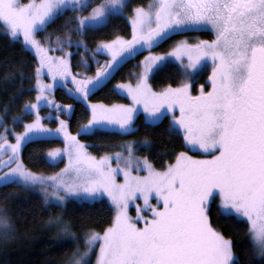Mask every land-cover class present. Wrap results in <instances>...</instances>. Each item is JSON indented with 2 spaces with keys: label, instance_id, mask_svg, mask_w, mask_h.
Here are the masks:
<instances>
[{
  "label": "snow or ice",
  "instance_id": "1",
  "mask_svg": "<svg viewBox=\"0 0 264 264\" xmlns=\"http://www.w3.org/2000/svg\"><path fill=\"white\" fill-rule=\"evenodd\" d=\"M127 8V0H102L95 6L90 0H0V32L14 43L22 38L21 47L34 50L39 60L36 102L21 109L25 114L35 113V118L24 125L23 133L15 135V143H9L7 126L0 133V157L7 156V160L0 159V168H8L0 175V185L25 189L39 185L45 202L54 207L63 206L69 198L81 207L111 205L114 215L102 232L90 228L81 237L71 231V225L60 224V231L73 241L83 240V250L77 244L65 264H242L231 239L213 227V211L217 217L247 220L251 254L258 257L256 264H264V0H151L146 8L132 9L131 39L115 35L93 49L95 76L72 75L67 60L71 53L48 55L63 51L65 41L71 47L73 35L106 28ZM65 13L74 14L62 25L65 39L57 37L58 49L45 46L38 34ZM205 27L211 28L214 39L195 44L179 41L166 55L151 54L172 35ZM81 47L88 51L83 40L77 43ZM144 50L149 55L140 61L135 86L116 85L127 92L132 105H88L91 116L78 134L138 131L133 124L142 108L148 125H158L170 116L169 135L182 133L186 148L210 158L195 159L181 151L163 171H156L147 159L136 160L133 167L135 145L129 143L126 157L122 152L115 154L117 167L113 168L111 156L97 159L89 155L77 136L69 133L68 121L60 119V114L70 115L71 105L63 109L56 105L55 132L42 123L38 109L44 102L52 107L54 101L48 96L56 86L41 81L44 68L53 81L60 77L65 85L71 76L73 99L87 101L121 65ZM101 53L108 57L104 64L95 61ZM173 58L179 62L177 71L183 79L177 87L154 91L148 83L150 74L162 70ZM209 61L211 87L205 91L201 85L199 94L193 96L189 81ZM82 64L90 67L85 60ZM19 119L13 117V122ZM3 123L0 119V125ZM57 133L63 135L64 148L48 151L44 162L66 157L65 167L47 177L26 169L20 161L22 147L47 141ZM133 171L147 175L134 176ZM121 175L123 182H118ZM217 198L219 206L213 209ZM137 199L143 200V206L137 205L132 217L129 206ZM56 219L59 223L60 218ZM12 229L8 216L0 214V239H10Z\"/></svg>",
  "mask_w": 264,
  "mask_h": 264
},
{
  "label": "trees",
  "instance_id": "2",
  "mask_svg": "<svg viewBox=\"0 0 264 264\" xmlns=\"http://www.w3.org/2000/svg\"><path fill=\"white\" fill-rule=\"evenodd\" d=\"M25 1L27 0H22V2ZM100 2L102 0H90L92 6ZM150 2L151 0H127L128 8L125 9L123 16L112 19L106 28L99 31L86 32L83 36L73 35L72 46L68 47L65 41L63 50L72 51L74 45L80 40H83L89 51H93L99 42L111 40L115 35L129 39L131 28L128 21L132 9L146 7ZM68 15L74 14L65 13V16L49 24L46 31L38 34L40 40L52 47L58 45L57 37L64 40L65 31L62 25ZM191 34L202 40L213 39V35L208 32L201 31ZM186 35L189 34L173 35L152 51L156 54L168 52L177 41ZM48 36L51 39L45 40L44 38ZM21 45V41L14 43L10 37L0 32V119L4 122L0 125V130L5 131V126H7L9 134L21 133L24 125L32 121V115L22 113L21 109L25 104L34 103L36 99V58ZM77 50L80 49L77 48ZM141 56L142 54L121 65L104 87L90 95L89 101L104 105L126 104V99L119 96L114 87L135 81ZM76 64L77 56L74 54L72 57L74 71L78 69ZM177 69L178 67L174 64L166 65L151 76L150 86L154 91H161L168 86L177 87L182 80ZM206 76L207 72H202L194 82V85L198 83L205 85V91L208 89ZM65 93L61 88L55 91V99L59 106L72 103V99ZM192 93H196L194 88ZM84 104L78 102L69 119V128L74 134L78 127L89 118L88 111L82 106ZM13 117H20V119L14 123ZM76 117H79L80 121L76 120ZM169 121L170 118L167 117L158 125H148L140 116L134 122V128L138 131L128 134L98 132L94 135H80L79 139L87 146L89 153L95 157L126 150V145L132 143L135 145L136 156L147 159L156 171H163L168 164L175 162V156L179 152H186L182 134L177 131L169 135L167 131ZM60 144L58 140L28 143L22 148L20 161L26 169L39 175L54 174L59 170L60 165L46 164L44 158L47 151ZM122 146L125 147L122 148ZM216 207L215 202L213 209ZM110 209L108 204L103 208L100 205L81 207L71 202L63 210L61 207L47 206L41 196L31 189L15 184L1 185L0 214L8 216L13 225V235L7 241L0 239V264H65L77 244L83 250V240L73 241L60 231V224L71 225V231L81 237L90 228L102 232L114 215ZM57 217L60 218L59 223ZM210 220L214 228L220 230L226 238L231 239L233 252L242 264H256L258 257H253L251 254L253 245L246 223L217 217L215 211L210 215ZM92 260L94 261L93 257Z\"/></svg>",
  "mask_w": 264,
  "mask_h": 264
},
{
  "label": "rangeland",
  "instance_id": "3",
  "mask_svg": "<svg viewBox=\"0 0 264 264\" xmlns=\"http://www.w3.org/2000/svg\"><path fill=\"white\" fill-rule=\"evenodd\" d=\"M26 2H27V1H25V3H26ZM100 3H101V2H100ZM146 7H147V6H146ZM146 7H145V8H146ZM89 11H90V9H89ZM87 14H88V13L86 12L85 15H87ZM128 22H129V25H130V28H131L130 18H129V21H128ZM131 31H132V28H131ZM200 31L211 33V34L213 35V39L215 38V36H214V34H213L211 28H210V27H205V28H203V29H201V30H197V31L184 32V34H189V35H186V36L182 37L179 41H186V42L189 43V44H195V43L199 42V41L202 40V39L193 36L191 33H197V32H200ZM181 34H183V33H181ZM174 35H178V34H174ZM130 36H131V34H130ZM172 36H173V35H172ZM37 38L40 39L38 36H37ZM129 39H131V37H130ZM20 41H21V43H23L22 38H21ZM179 41H177V42L175 43V45H176ZM41 42H42L45 46H49V47H51V48H56V49H58V47H59L58 45L52 47V46L49 45L47 42L45 43V41H43V40H41ZM74 44H75V43L73 42V45H74ZM75 45H77V44H75ZM75 45H74V49H73L72 51L69 50V49H64L63 51H61V50H56V51H50V52L48 53V55H50V56H56V57H60V56H63L65 52L71 53V55L67 57V60H68L69 71H70V73H71L72 75L78 76V78H79V76H95V72H96L97 64L93 61V51H89V50H88V51L85 53L83 47L79 48L80 50L78 51V50H77V47H76ZM175 45L171 48V50L175 47ZM94 49H95V48H94ZM26 50H28L29 52H31L32 55L36 58V63H37V67H38V66H39V60H38V58L36 57V53H35V51H34V50H31L30 48H29V49H26ZM152 50H153V49H152ZM152 50H151V54H152V55H166L168 52L171 51V50H170V51L165 52V53L156 54V53H154ZM72 54H73V55L76 54V56H77V64H76V65H78V69L75 70V71H74L73 68H72V57H73ZM141 54H142V56H141V59L139 60V69H138V73H139L140 70H141V68H140V61L143 60L145 56L149 55V50H144V51L138 53L136 56L141 55ZM136 56H135V57H136ZM135 57H134V58H135ZM107 59H108L107 55H106V54H103V53H101V54H97V55L95 56V61H98L99 64H104L105 61H106ZM132 59H133V58H132ZM82 60L87 61V62L90 64V67L85 68V67L83 66V64H82ZM186 62H187V61L185 60V63H186ZM170 64H174V65H176V66L178 67V69L180 68L179 62L175 61L174 58H173V60H172V63H170ZM211 67H212V66H211V62L209 61V62H208V66L202 71V72H207V76H206L205 81H206V84L208 85V89H207L206 91H208V90L210 89V87H211V85H210V83L208 82V79H207L208 76L211 74ZM202 72H200L199 74H201ZM114 73H115V72H114ZM138 73H137V74H138ZM199 74H198V75H199ZM152 75H153V74H150V78H151ZM198 75H197V76H198ZM197 76H196V77H197ZM150 78H149V80H148V83H149V81H150ZM181 78L183 79L182 76H181ZM40 79H41V81H42L43 83H45V84L54 83V84L56 85V86L51 90V92H50V94H49V96H48L49 99H51V100L54 101L52 107L49 108V107L47 106V103L44 102V103L41 104V107L38 109L39 115H40L41 117L44 118V119L42 120V123L44 124V126H45L46 128L52 130L53 132H55V130H56V128H57V125H58V120L56 119V116H57L56 105H59V104H57L56 99H55V91H56L58 88H59V89H60V88H61V89H64V91L66 92V93H65L66 96L69 97L70 99H72L73 101H76V102H83V103H85V104L82 105V106H83V108H85V109L88 111L89 118H90V116H91V110L89 109L88 105H90V104H99V103H92V102H90V101H89V98H88L87 101H84L83 99H80V100H74L73 97H72V95H71L70 92H69L70 89L74 92V86H73V84H72V78H71V76L68 77L67 84L65 85V84H64V81H63L60 77H57L56 80L53 81V80L48 76V70H47V68H44V69H43V73H42ZM196 80H197V79L195 78L194 80H190V81H189V84H190V92H191V94H192L193 96H196V95L199 94V89H200V86H201L200 83L194 85V82H195ZM136 82H137V81H136V77H135V81H134V82H132V83H122V84H131V85L135 86ZM149 85H150V83H149ZM193 85H194V86H193ZM193 88L196 90V93H195V94L192 93V89H193ZM114 89H115L116 93H117L119 96L125 98L126 101H127L126 104H115V105H128V106H131V105H132V101H131V99L128 97L127 92H126L125 90H122V89H116V86L114 87ZM35 90H36V95H37L36 85H35ZM95 91H96V90H95ZM95 91H94V92H95ZM91 94H92V93H91ZM91 94H90V95H91ZM90 95H89V97H90ZM35 102H36V99H35ZM35 102H34V103H35ZM99 105H104V104H99ZM104 106L111 107L112 105H104ZM27 114H31V115H32V117H33L32 120L35 118V113H32V112L29 111ZM177 115H179L178 110H177ZM140 116L142 117L143 121L145 122V116H146V114L144 113V111H143L142 108H140L139 112L136 113L135 120H136L138 117H140ZM89 118H88V119H89ZM168 118L171 119L170 116H168ZM60 119L68 121V125H69V122H70V121H69L68 117H67L65 114H60ZM76 120H79V121H80V118H79V117H76ZM135 120H134V122H135ZM31 122H32V121H31ZM31 122H30V123H31ZM87 122H88V120H87L85 123L81 124L80 127H78L77 132H76L75 134L72 133V132L70 131V128L68 127V131H69V133H70L71 135L77 136V139H78L82 144H84V143L79 139V136H80V135L78 134V130H79L82 126L86 125ZM133 127H134V124H133ZM23 131H24V130H23ZM23 131H22L21 133H23ZM2 132H4V131H3V130H0V133H2ZM105 132H115V133H118V132H116V131H105ZM21 133H19V134H21ZM118 134H119V133H118ZM181 134H182V133H181ZM15 135H16V134H9V135H8L9 143H15ZM182 136H183V135H182ZM48 140H58V141H60L61 144L58 145L57 147L55 146L56 148H54V149H61V150H62V149L64 148V138H63V135L57 133L56 135L50 137ZM0 142H2V141H0ZM84 145H85V144H84ZM85 146H86V145H85ZM22 148H23V147H22ZM86 148H87V146H86ZM21 151H22V150H21ZM49 151H50V150H49ZM87 152H88L89 155H91V154L89 153L88 149H87ZM119 152H122L123 155H124L125 157L127 156V148H126V150L119 151ZM186 152H187L188 155L193 156L195 159H205V158H210V157L205 156V155H204L203 153H201L199 150L192 151V150L186 148ZM47 153H48V151L46 152L45 157L47 156ZM116 153H117V152H116ZM116 153H111V154L103 155V156H111V157H112V160L110 161V163H111V165H112L113 168H116V167H117V163H116V160H115V154H116ZM91 156H93V155H91ZM93 157H95V156H93ZM100 157H101V156H100ZM100 157H96V158L99 159ZM0 159L7 160V156H6V155H5V156H2V157H0ZM144 159H145V158H141V157H138V156L135 155V147H134V150H133V167H135V161H136V160H140V161L142 162ZM66 163H67V158H66V157H62V158H60L58 161H56V162H54V163H50V164H51V165H58V166L60 165V168H59V170L57 171V172H59L61 169H63V168L65 167V164H66ZM123 166H124L123 163H121V164H120V167H123ZM141 167H142V164H141ZM7 172H8V168H7V167H5V168H0V175H3V174H5V173H7ZM57 172H56V173H57ZM54 174H55V173H54ZM54 174H51V175H48V176H52V175H54ZM132 174H133L134 176H135V175H139V176H145V175H147V173L144 172V171H140V172H138V173H137L136 171H133ZM46 177H47V176H46ZM118 182H123V176H122V175L119 176V178H118ZM0 186H1V185H0ZM29 189H31L32 191H34L36 194H39V195L41 196V198L43 199V201L45 202V199H44V193L41 191V187H40L39 185L34 186V187H32V188H29ZM106 199H107V198H105V200H106ZM71 202H72V201H71V198H69V202H67V203H65L63 206H61V208H63V210H64L65 207L67 206V204H69V203H71ZM151 202H152L153 204L156 203V201H155V197H154V196L151 198ZM45 203H46V202H45ZM46 204H47V206L51 205L50 203H46ZM137 205H140V206L142 207V206H143V200H141V199H137L135 203H130V206H129V215H130V216H132V217H135V216H136V207H137ZM109 206L111 207V205H109ZM216 206H217V207L219 206L218 198H217V201H216ZM113 214H114V212H113ZM148 215H150V213H148ZM239 220L242 221V222H244V223H246L247 226H248L247 220H246L245 218H240ZM141 226H142V225H141ZM248 228H249V226H248ZM250 239H251V237H250ZM251 242H252V239H251ZM252 245H253V242H252ZM97 248H98V245H97ZM92 257H93V259L95 260V255H93ZM93 262H94V261H93Z\"/></svg>",
  "mask_w": 264,
  "mask_h": 264
},
{
  "label": "flooded vegetation",
  "instance_id": "4",
  "mask_svg": "<svg viewBox=\"0 0 264 264\" xmlns=\"http://www.w3.org/2000/svg\"><path fill=\"white\" fill-rule=\"evenodd\" d=\"M201 32V31H200ZM178 35H184V33L183 34H178ZM78 102H76V101H73L72 100V103L71 104H69V105H71L72 106V112H71V114L70 115H66L67 117H68V119H70L71 118V116H72V114H73V112H74V110H75V105L77 104ZM83 103V102H82ZM64 106L65 105H63V106H60L61 107V109H63L64 108Z\"/></svg>",
  "mask_w": 264,
  "mask_h": 264
}]
</instances>
